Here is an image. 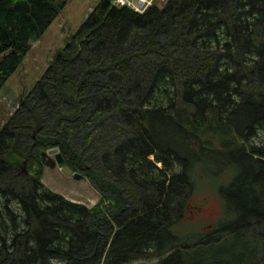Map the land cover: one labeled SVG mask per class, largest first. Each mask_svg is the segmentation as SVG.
Segmentation results:
<instances>
[{"label": "trees", "instance_id": "trees-1", "mask_svg": "<svg viewBox=\"0 0 264 264\" xmlns=\"http://www.w3.org/2000/svg\"><path fill=\"white\" fill-rule=\"evenodd\" d=\"M66 2L0 0V87ZM52 147L96 204L42 182ZM133 262L264 264V0H99L0 127V264Z\"/></svg>", "mask_w": 264, "mask_h": 264}, {"label": "rangeland", "instance_id": "rangeland-1", "mask_svg": "<svg viewBox=\"0 0 264 264\" xmlns=\"http://www.w3.org/2000/svg\"><path fill=\"white\" fill-rule=\"evenodd\" d=\"M98 1L67 0L39 39L33 42L31 48L23 57L21 64L0 87V127L8 120L19 101L23 99L36 81L46 72L54 53L65 45L68 36L75 34L83 25L88 13ZM154 2L159 5L164 3L163 0H154ZM53 160H55L54 154L41 158L42 182L52 191L61 194L69 200L89 207L96 204L99 200V194L86 176L81 174V170H74L81 174V177L76 179L61 170V166L64 163L55 164L54 166L48 164ZM22 165L23 163L21 168ZM229 177V173H227L218 180L215 179L212 184L205 185L196 193L195 199L199 201L201 207L193 219V225L196 224L197 228L200 229L209 223L215 222L221 213L222 200L217 192V187L226 183ZM131 264H137V262Z\"/></svg>", "mask_w": 264, "mask_h": 264}, {"label": "water", "instance_id": "water-1", "mask_svg": "<svg viewBox=\"0 0 264 264\" xmlns=\"http://www.w3.org/2000/svg\"><path fill=\"white\" fill-rule=\"evenodd\" d=\"M49 154H54L55 155V160L51 161L48 163L51 166H54L55 164H61L64 161V158L62 154L59 152L57 147H52L47 149L46 151L41 152V158L43 159L44 156L49 155ZM22 170H26V162H23L22 165ZM61 170L67 174V175H72L74 178L79 179L81 177V174L75 172L73 168H71L69 165L64 164L61 166Z\"/></svg>", "mask_w": 264, "mask_h": 264}, {"label": "built area", "instance_id": "built-area-1", "mask_svg": "<svg viewBox=\"0 0 264 264\" xmlns=\"http://www.w3.org/2000/svg\"><path fill=\"white\" fill-rule=\"evenodd\" d=\"M153 1L154 0H113V4L119 6L125 5L141 13L151 6Z\"/></svg>", "mask_w": 264, "mask_h": 264}]
</instances>
